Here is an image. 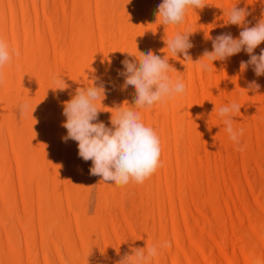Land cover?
<instances>
[{"label": "bare ground", "instance_id": "obj_1", "mask_svg": "<svg viewBox=\"0 0 264 264\" xmlns=\"http://www.w3.org/2000/svg\"><path fill=\"white\" fill-rule=\"evenodd\" d=\"M205 2L208 6L189 9L184 23L168 26L166 33L156 16L162 0H0V39L20 52L0 69V264H90L82 214L91 187L83 183L93 178L92 162L79 157L76 141H63L62 102L77 88L104 83L105 96L97 104L106 108L104 122L111 127L118 107L134 106L135 90H121V61L136 59L128 53L150 50L167 56L176 69L169 75L185 83L186 93L138 109L159 136L161 166L143 184L104 182L95 264H115L132 254L131 247L147 245H157L158 251L150 264L264 261V76L257 77L251 66L240 71V62L249 59L243 51L213 64L203 58L206 49L212 51L206 34L239 36L240 27L225 23L232 7L247 8L246 19L254 26L264 0ZM110 18L115 25L108 32ZM178 32L191 33V63L166 48L165 40ZM261 48L264 43L257 55ZM54 77L69 87L55 89ZM253 80L258 91L248 89ZM23 92L29 104L26 188L10 133ZM232 102L241 106L233 127L244 130L242 151L218 114ZM127 200L135 211L129 222L123 216ZM165 241L171 246L159 247Z\"/></svg>", "mask_w": 264, "mask_h": 264}, {"label": "clouds", "instance_id": "obj_2", "mask_svg": "<svg viewBox=\"0 0 264 264\" xmlns=\"http://www.w3.org/2000/svg\"><path fill=\"white\" fill-rule=\"evenodd\" d=\"M208 6L205 0H162L156 12L157 20L167 27L183 24L189 9H204ZM225 14V12H224ZM251 15L247 8L232 7L227 12L226 24L236 25L241 28L238 37L230 32L222 33L216 37L206 34V39L212 41V51L207 49L203 58L213 64L214 61H225L242 51L249 59L240 62V71H246L250 66L257 77L264 76V48L257 55L255 50L264 43V7L261 8L260 18L249 26L251 21L246 18ZM190 32L176 33L171 39H166V48L173 57L183 55V62L191 63L193 58L190 49L194 47L190 40ZM128 53V52H127ZM136 59L127 57L121 61L122 70L118 76L123 77L124 83L121 90L131 86L135 90L134 106L118 107L117 114L110 117V125L99 120L102 110L97 102L102 104L105 96L106 85L93 83V85L77 88L71 99L62 102L63 115L66 120L62 127L67 130V135L62 139L77 142L78 155L85 162L91 161L90 175L101 177V181L124 187L130 182L143 184L161 166V144L156 131L147 126L139 110H150L157 104L166 103L168 100L186 93V85L180 79H173L169 73L176 70L169 64L167 56L161 58L151 50L141 52L140 56L128 53ZM13 55L19 56L18 50H9L8 44L0 39V69L11 62ZM201 59L197 62H200ZM207 70V65H203ZM2 80V73H0ZM58 86L55 89L66 90L69 85L62 77H54ZM260 85L255 81L248 84V89L258 91ZM51 89V88H50ZM103 97V99H101ZM128 102L125 101L124 104ZM29 109L27 101L19 105L20 115L23 116ZM241 106L232 102L219 108V116L223 119L226 132L230 139L242 151L240 137L244 130L235 129L233 121L235 114L240 113ZM216 108L214 109V111ZM170 242L165 241L159 245L161 248L170 247ZM131 247V246H130ZM116 249V248H115ZM101 255L104 251L100 249ZM120 255V248L116 249ZM131 253H125L115 264H150L158 255L157 245L146 247H131ZM256 264H264L257 260Z\"/></svg>", "mask_w": 264, "mask_h": 264}, {"label": "rangeland", "instance_id": "obj_3", "mask_svg": "<svg viewBox=\"0 0 264 264\" xmlns=\"http://www.w3.org/2000/svg\"><path fill=\"white\" fill-rule=\"evenodd\" d=\"M110 19L107 22V26H106V29L108 32H110L115 25V23H114L115 21L112 19L110 20ZM116 37H117V35L115 37H113V39H111L110 42L114 43L117 39ZM25 95H26V92H23L22 97L24 96L23 97L24 99L19 101L17 114L15 116L16 118H14V124H13L11 131H10L11 136H12V144L14 146L15 152H16L17 157H18L20 164H21V175H22V179H23L24 188L27 187L28 174H29V169H28V165H27V158H26V150H25V147L23 145V140L25 138V131H26L25 122H26L27 112L25 115L21 116L20 112H19V105L22 102L26 101ZM106 114H107V110H106V108H104L101 112L102 116L100 115L99 120L102 119V121H104ZM2 151H3V147H1L0 156L3 154ZM1 160H2V158H0V167H2ZM86 185L91 186V187H90V192H89V203H88L87 209L82 214V216H83L82 217V229H83V237H84L85 241L89 244L88 260H89L90 264H95V261L97 259V252H96L94 233H95V230L97 228V226H96L97 221L96 220L98 219V212L100 211V208H99L100 207V200H101L100 199V191L103 188L104 182L101 181V177L93 176V178L90 181H85L83 183L84 187H87ZM133 207H134V205H133L131 200L125 201V204L123 207V216L125 217V219L128 222L130 221V219L132 220L134 217L135 211H134ZM13 226H14V224H12V228H13Z\"/></svg>", "mask_w": 264, "mask_h": 264}]
</instances>
